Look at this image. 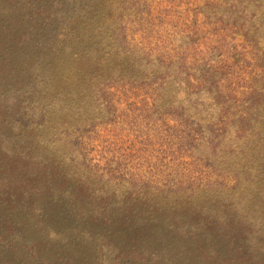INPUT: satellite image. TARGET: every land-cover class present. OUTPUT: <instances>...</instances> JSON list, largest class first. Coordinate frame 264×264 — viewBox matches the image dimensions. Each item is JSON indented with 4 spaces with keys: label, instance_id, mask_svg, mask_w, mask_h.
Listing matches in <instances>:
<instances>
[{
    "label": "rangeland",
    "instance_id": "374dc122",
    "mask_svg": "<svg viewBox=\"0 0 264 264\" xmlns=\"http://www.w3.org/2000/svg\"><path fill=\"white\" fill-rule=\"evenodd\" d=\"M0 264H264V0H0Z\"/></svg>",
    "mask_w": 264,
    "mask_h": 264
},
{
    "label": "trees",
    "instance_id": "16d2710c",
    "mask_svg": "<svg viewBox=\"0 0 264 264\" xmlns=\"http://www.w3.org/2000/svg\"><path fill=\"white\" fill-rule=\"evenodd\" d=\"M191 32L198 33V30L197 31L191 30ZM171 50H173V48H169V47H167V50L165 51L163 50L164 52L161 53L162 63L167 65H172L174 63L176 64L181 61L183 65V69L179 70L177 73H165L160 75V77L155 82L156 84L155 91H157L158 94L156 95L157 97L154 98V100L157 101H159L160 98L165 94V90L169 88L170 84L174 80H178L183 85L188 95H191L195 91H201L205 87L207 81L204 78L203 74L202 75L192 74L185 68L188 61L187 58H184V56L182 55V53H180V51L175 50V54H174L171 52ZM214 79H215V72H214ZM150 97L152 96H145L143 100L149 102L151 99ZM190 123L195 125V121H190ZM197 125H201V124H197ZM220 125L221 124H216V128H214L212 124L213 128L211 131L221 130ZM192 130L194 132H198L200 129L199 128L188 129V131H192Z\"/></svg>",
    "mask_w": 264,
    "mask_h": 264
}]
</instances>
